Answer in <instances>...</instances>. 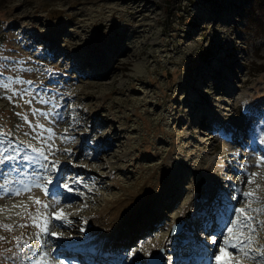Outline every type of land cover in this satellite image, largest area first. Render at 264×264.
I'll list each match as a JSON object with an SVG mask.
<instances>
[{
  "label": "rangeland",
  "instance_id": "obj_1",
  "mask_svg": "<svg viewBox=\"0 0 264 264\" xmlns=\"http://www.w3.org/2000/svg\"><path fill=\"white\" fill-rule=\"evenodd\" d=\"M0 72L33 82L11 85L28 93L24 99L10 100L11 92L0 88V128L36 147L40 143L33 137L41 130L24 117L52 128L56 156L50 158L92 188L80 187L83 198L58 189L71 224L52 219L59 208L40 189L0 196V226L13 227L11 232L0 227L5 237L0 255L16 250L14 237L35 246L38 230L31 225L39 213L38 223L46 214L52 230L63 233L62 239H45L64 264H119L118 254L150 238L157 249L146 243L135 264H148L160 253L162 264L193 255L206 259V250L196 244L215 247L201 228L203 210L218 193L234 195L231 205L264 209V165L256 167L264 145L244 134L241 114L242 106L264 109V0H0ZM53 95L62 98L52 100ZM45 112L47 119L40 115ZM73 112L79 124L70 120ZM221 125L241 131L227 137ZM66 128L75 142L59 139ZM251 173L256 175L248 184ZM20 178L9 173L13 181ZM243 192H253L254 202L245 203ZM36 198L49 205L47 211ZM224 212L221 207L227 219ZM250 214L264 221V212ZM220 215L216 223L223 227ZM84 221L111 231L104 251L65 246L86 238L80 231ZM179 224L181 232L171 236ZM257 227L246 250L260 256L264 227ZM20 256L5 264H26ZM235 259L254 264L242 254Z\"/></svg>",
  "mask_w": 264,
  "mask_h": 264
},
{
  "label": "snow or ice",
  "instance_id": "obj_2",
  "mask_svg": "<svg viewBox=\"0 0 264 264\" xmlns=\"http://www.w3.org/2000/svg\"><path fill=\"white\" fill-rule=\"evenodd\" d=\"M51 71L50 69L48 70ZM29 84L31 85L32 81H25L16 79L13 80L11 77L7 78V83L3 77V73L0 72V88L10 91L11 95L8 99H12L15 96H19L20 99H24V94L18 93L12 90V84ZM53 87L55 84L50 81ZM70 95V93H69ZM62 95L57 96L53 95L52 100L61 99ZM44 104H48L49 101H41ZM26 104H31L32 100H25ZM35 114V113H34ZM241 114L245 117L247 123V128L242 131L244 134L252 133L256 139L259 140V143L264 145V109H252L245 108L242 106ZM17 115H20L17 113ZM45 119L48 117V113H40ZM57 116L59 113L57 112ZM25 122L29 123V126L33 129L39 128L41 130L33 139L37 140L40 143V147H36L33 144H24L23 141H16L11 139L14 135L11 130L4 132L0 128V196L6 197H18L25 193L31 192L34 188L40 189L43 191L46 197H52L53 207H58L59 210L52 213V219L55 221H63L65 224H71L72 221L67 219L66 214L63 212L62 200L60 199V193L58 189L62 188L67 193L79 195L83 198L84 193L80 191V187L87 188L88 191H92V188L88 184L84 183V179L76 174L66 173L65 168L61 167L60 161L58 159H51L50 157H55L56 152L53 151L55 139H57L55 132L52 128H45L43 124L32 125L27 117H24ZM70 120L75 121L76 124H79V121L76 120L75 112L72 113ZM19 127V126H17ZM72 127V124H69V128ZM69 128L65 129V134L60 136L59 139L62 143L75 142V137L70 136ZM223 129V135L226 136L229 133H236L241 130L236 129L234 126L230 125H221ZM44 132H47L48 135L45 137ZM29 135V133H24ZM95 151V149H92ZM63 152L67 154L68 157L73 156V150L71 148H64ZM85 155H89L88 151H85ZM259 162L256 167L264 165V158H258ZM71 163V160H70ZM73 166H79L73 164ZM87 167V165H84ZM9 173H16L17 176L21 177L18 180L9 179ZM255 173H251L248 178V184L253 183L252 177L255 176ZM26 178V179H25ZM28 181H31L30 183ZM243 197L245 198V203H252L254 193L253 192H243ZM29 199H33L31 196ZM68 197L64 196V200H67ZM231 199H236L233 195L228 197L227 194L218 193L210 202H208L207 207L203 210L205 213V223L202 225L201 231L204 235L207 236L208 240L211 241L214 248L209 249L207 242L200 241L196 244V248L202 251L206 250L207 256L206 259L201 255L190 256L187 260H177L176 264H242V260L235 259L236 256L242 254V259L253 260L254 264H264V249L261 250L262 254L257 256L254 252L247 251L252 243L253 234L257 233L259 228L257 224L259 223L260 227H264V221H257L255 216L250 213H256L257 215L260 212H264V209H251L238 207L230 204ZM34 202L37 205H40L46 211L49 208L47 203H43L36 198ZM258 202V201H256ZM67 207H71V204H67ZM85 207L87 205H84ZM15 207V205L13 206ZM224 208V215L227 216V219H224L223 215H220V208ZM39 213L38 217L39 218ZM220 215V218L223 220V227L216 223L217 216ZM29 216L31 213L29 212ZM37 218H32L33 223L32 227H35L38 231L34 236L35 246L32 242L21 243L20 237H14V242L16 244V250L9 248L8 256L0 255V264H5V261L11 258H18L17 252L21 253L20 259L26 261V264H64V260L59 258V253L57 249L49 248V240L45 237H50L51 240H58L63 238V233H58L52 230L50 226L49 219L47 215H43L42 222H37ZM212 224V227L209 228L208 225ZM84 224H87V221H84ZM27 224H20V228L28 227ZM4 230L11 232L13 227L11 225H2ZM179 225H174L172 228V233L175 235L178 231ZM81 232H85L86 228L82 227ZM245 231L248 233L247 242L244 240ZM239 233V235H236ZM158 240L159 236L154 237ZM220 240V243H217V240ZM5 237H0V242H4ZM167 243H172L171 239L166 241ZM152 244L153 249H157V245L152 243V238L147 241L138 242L136 248L129 249L123 254H118L119 264H127L128 261H132L135 264L134 258L137 256V252L143 254L145 244ZM234 249L235 251H230ZM160 250V249H158ZM55 253V254H54ZM152 256L151 253L147 254ZM227 255L229 259L221 260V256ZM155 259V257H152Z\"/></svg>",
  "mask_w": 264,
  "mask_h": 264
},
{
  "label": "bare ground",
  "instance_id": "obj_3",
  "mask_svg": "<svg viewBox=\"0 0 264 264\" xmlns=\"http://www.w3.org/2000/svg\"><path fill=\"white\" fill-rule=\"evenodd\" d=\"M122 68H126V63L123 64ZM6 80H7V77H6ZM6 80L5 82L7 83ZM27 88L31 89V86ZM30 89L28 90L30 91ZM28 90L26 89V91ZM31 92L30 93L33 96L37 94V93H34L33 91ZM226 136L229 137V134ZM84 228H86V231L84 232V235L86 236V238H84L83 240L82 239H72L70 242H66L65 246L67 248H70L71 250L75 252L82 251L83 249H88V248H94L96 250L101 251L104 249V247H107L110 240L112 239L111 231L103 228V226H101V224L98 223L97 221H90V222L87 221V224L84 226ZM188 237L191 239L192 235L189 234Z\"/></svg>",
  "mask_w": 264,
  "mask_h": 264
},
{
  "label": "water",
  "instance_id": "obj_4",
  "mask_svg": "<svg viewBox=\"0 0 264 264\" xmlns=\"http://www.w3.org/2000/svg\"><path fill=\"white\" fill-rule=\"evenodd\" d=\"M199 186H200V183L198 184L197 188H199ZM179 226L180 227L178 228V231L175 235H177L181 232L182 224H179ZM171 236H174L173 233H171ZM148 264H162V253H160V255L158 257H155V259L149 258Z\"/></svg>",
  "mask_w": 264,
  "mask_h": 264
}]
</instances>
